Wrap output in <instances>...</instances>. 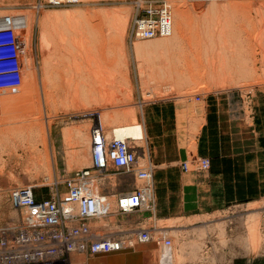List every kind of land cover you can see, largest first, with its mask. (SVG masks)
<instances>
[{
  "label": "rangeland",
  "instance_id": "obj_1",
  "mask_svg": "<svg viewBox=\"0 0 264 264\" xmlns=\"http://www.w3.org/2000/svg\"><path fill=\"white\" fill-rule=\"evenodd\" d=\"M60 1L0 0V241L16 235L27 216L10 193L32 188L37 202L64 196L76 173L92 167L95 129L109 138L129 128L139 164L156 166L154 189L166 195V183L174 192L179 175L190 174L185 162H170L199 158L206 102L230 92L247 100L264 90V0ZM150 7L163 8L168 26L152 40L135 36ZM161 169L172 178L160 180ZM99 183L105 196L137 186L114 168ZM153 200L156 207L155 193ZM116 216L92 226L99 233L134 229L120 227ZM147 222L138 228L165 234L174 249L148 243L125 252L153 247L160 264L264 260V198Z\"/></svg>",
  "mask_w": 264,
  "mask_h": 264
},
{
  "label": "built area",
  "instance_id": "obj_2",
  "mask_svg": "<svg viewBox=\"0 0 264 264\" xmlns=\"http://www.w3.org/2000/svg\"><path fill=\"white\" fill-rule=\"evenodd\" d=\"M76 1V0H74ZM147 15L137 19L135 36L151 38L163 30L166 12L150 7ZM92 167L77 172L68 183V192L51 200L37 202L32 188L10 193L15 207L27 210L24 225L16 235L0 241V264H66L71 254L91 257L109 256L135 250L138 245L155 243L157 247H171L172 239L153 236V228H134L130 231L99 233L92 223L111 215H130L151 212L153 204L152 165L141 166L131 147L134 138L126 140L106 137L95 129L92 133ZM207 172L208 158H196L183 164L185 172L192 168ZM111 168L133 176L134 191L105 196L100 192L99 177ZM157 230V228H156ZM158 231V230H157ZM156 231V232H157ZM161 234L160 232H157ZM156 238V239H155Z\"/></svg>",
  "mask_w": 264,
  "mask_h": 264
},
{
  "label": "crops",
  "instance_id": "obj_3",
  "mask_svg": "<svg viewBox=\"0 0 264 264\" xmlns=\"http://www.w3.org/2000/svg\"><path fill=\"white\" fill-rule=\"evenodd\" d=\"M155 138H159L158 135ZM196 141L198 157L210 160V170L180 174L176 184L178 188L172 192L173 183H166L165 195L161 188L158 191L154 189L157 168L150 163L155 168L153 194H156L157 206L151 212H140L146 213L140 218L116 216L119 217L117 224L120 227L138 228L146 225L148 218L179 219L211 215L264 198V90L250 94L247 100L240 92L210 98L206 102ZM187 157L177 155L174 161L169 162L182 164ZM160 160L158 162L168 161ZM158 173V178L163 181L170 180L173 175L170 170L164 169ZM149 248L107 258L72 255L70 264H160L157 249ZM239 264H264V260L253 259Z\"/></svg>",
  "mask_w": 264,
  "mask_h": 264
},
{
  "label": "bare ground",
  "instance_id": "obj_4",
  "mask_svg": "<svg viewBox=\"0 0 264 264\" xmlns=\"http://www.w3.org/2000/svg\"><path fill=\"white\" fill-rule=\"evenodd\" d=\"M218 1V0H217ZM60 2H66V3H68V4H78L79 2H81V1H79V0H76V1H74V0H61ZM214 2V1H213ZM205 3V2H204ZM215 3H213V5H214ZM210 7H212V5L210 6ZM214 7V6H213ZM219 7V6H218ZM204 14V13H203ZM55 16V15H54ZM61 16V15H60ZM59 17V16H58ZM57 19V18H56ZM166 19V18H165ZM212 22V21H211ZM165 23V22H164ZM219 24H221V23H219ZM58 27V26H57ZM166 27V28H165ZM209 27V26H208ZM217 27V26H216ZM114 28V27H113ZM167 28H168V26H167V24H166V26H164V31H166L167 30ZM217 30V29H216ZM62 33V32H61ZM158 35V34H157ZM157 35H155L154 37H151V38H144V37H141V36H139L140 38H142V39H148V40H152V39H154V38H156V36ZM221 36H222V34H221ZM218 40V39H217ZM143 44V43H142ZM145 48V47H144ZM151 48H153V46L151 47ZM228 49V48H227ZM220 53V52H219ZM151 55V54H150ZM149 55V56H150ZM219 58V57H218ZM73 59H75L74 57H73ZM151 59V58H150ZM75 61V60H74ZM200 62V61H199ZM213 62V61H212ZM208 65V64H207ZM213 65V64H212ZM213 68V67H212ZM73 78V77H72ZM75 88V87H74ZM76 90V89H75ZM78 91V90H77ZM76 93V92H75ZM100 94V93H99ZM77 96V95H76ZM90 96V95H89ZM75 97V96H74ZM75 99V98H74ZM77 99V98H76ZM72 100V99H71ZM77 101V100H76ZM26 106V105H25ZM129 128H125V129H120V130H117L116 131V136L119 138V139H126L127 137H129L130 135H129ZM162 233V232H161ZM162 235H164L165 237H167L165 234H162ZM167 238H169V237H167ZM158 249H159V247H158ZM174 249V242H173V240H172V246L171 247H169V248H167V247H160V250L161 251H171V250H173Z\"/></svg>",
  "mask_w": 264,
  "mask_h": 264
},
{
  "label": "water",
  "instance_id": "obj_5",
  "mask_svg": "<svg viewBox=\"0 0 264 264\" xmlns=\"http://www.w3.org/2000/svg\"><path fill=\"white\" fill-rule=\"evenodd\" d=\"M112 256V255H111Z\"/></svg>",
  "mask_w": 264,
  "mask_h": 264
}]
</instances>
